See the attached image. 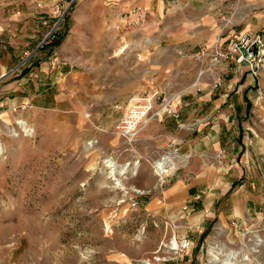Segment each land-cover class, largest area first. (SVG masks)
<instances>
[{
    "label": "rangeland",
    "instance_id": "obj_1",
    "mask_svg": "<svg viewBox=\"0 0 264 264\" xmlns=\"http://www.w3.org/2000/svg\"><path fill=\"white\" fill-rule=\"evenodd\" d=\"M78 2L0 0L2 24L17 9L66 6L68 13ZM219 19L226 27L219 45L246 32L264 42V0H227ZM253 77V105L232 136L244 137L248 158L231 143L219 151L195 143L193 154L177 142L168 146L155 118L130 140L115 131L133 97L156 94L153 111L186 98L159 90L122 103L104 96L81 118L40 107L1 118L0 264H210L214 254V264H222L219 248L230 252L231 263L264 264V65ZM98 82L105 91L106 80ZM164 156L173 166L158 177L153 163ZM235 191L238 202L249 197V211L221 220ZM209 193L217 195L214 203Z\"/></svg>",
    "mask_w": 264,
    "mask_h": 264
},
{
    "label": "crops",
    "instance_id": "obj_2",
    "mask_svg": "<svg viewBox=\"0 0 264 264\" xmlns=\"http://www.w3.org/2000/svg\"><path fill=\"white\" fill-rule=\"evenodd\" d=\"M226 7L227 0H79L56 40L12 75L8 72L23 52L37 47L53 18L50 8H22L3 25L0 14V119L26 107L81 118L84 108L101 105L104 96L122 103L159 90L186 97L175 107L178 118L163 110L155 118L164 144L180 143V149L193 154L195 143L207 151L231 143L248 158L244 137H232L256 95L247 66L225 62L193 84L200 71L193 56L222 43L226 27L219 18ZM99 79L106 80L105 91L98 88ZM215 81L220 87L213 88ZM179 188L180 183L171 190ZM237 194L230 195L228 213L219 212L221 220L239 219L249 211V197L238 202ZM208 197V204L214 203L217 195Z\"/></svg>",
    "mask_w": 264,
    "mask_h": 264
},
{
    "label": "built area",
    "instance_id": "obj_3",
    "mask_svg": "<svg viewBox=\"0 0 264 264\" xmlns=\"http://www.w3.org/2000/svg\"><path fill=\"white\" fill-rule=\"evenodd\" d=\"M53 22L41 38L37 47L33 50L23 52L19 63L8 72L9 75L23 69L33 57L43 47L52 44L59 31V26L67 15V8L54 6L51 9ZM193 59L200 65V71L197 80L204 75H214L216 69L225 62H233L237 66L246 65L252 75H257L260 67L264 65V42L260 35L251 33H241L237 39L232 41L228 46L215 44L210 47H203L193 56ZM213 88L220 87V82H213ZM155 95L133 97L130 100V110L127 115L116 121L114 127L125 139H133L141 127L153 118L158 117L159 111H164L178 118V112L175 107L170 105V101H164L162 108L153 111Z\"/></svg>",
    "mask_w": 264,
    "mask_h": 264
},
{
    "label": "bare ground",
    "instance_id": "obj_4",
    "mask_svg": "<svg viewBox=\"0 0 264 264\" xmlns=\"http://www.w3.org/2000/svg\"><path fill=\"white\" fill-rule=\"evenodd\" d=\"M199 80V79H198ZM21 129L24 130V132H26L27 134H30V131L29 130H26V127L24 125L23 122H18ZM0 155H1V150H0ZM153 166H154V170H155V173L158 177H161L163 175H167L170 168H172L173 166V163L171 162L170 158L167 157V156H164L163 158L155 161L153 163ZM123 170L126 169V167L124 166L122 168ZM123 173V172H122ZM131 175H135V171L132 170L131 171ZM169 247L171 250H176L178 248V244L175 242V241H172L170 244H169ZM212 250V249H211ZM210 251V250H209ZM218 251H220L221 253H224L223 257H224V260H223V263L222 264H234V263H231L229 261V258H230V252L228 250H225L223 248H219ZM211 253V252H210ZM212 255V254H211ZM263 259H264V256H263ZM211 262L210 264H214L215 263V260H216V256L215 254L211 256Z\"/></svg>",
    "mask_w": 264,
    "mask_h": 264
},
{
    "label": "trees",
    "instance_id": "obj_5",
    "mask_svg": "<svg viewBox=\"0 0 264 264\" xmlns=\"http://www.w3.org/2000/svg\"><path fill=\"white\" fill-rule=\"evenodd\" d=\"M58 43V42H57Z\"/></svg>",
    "mask_w": 264,
    "mask_h": 264
}]
</instances>
